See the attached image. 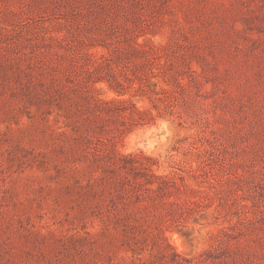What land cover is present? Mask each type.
<instances>
[{
	"label": "rangeland",
	"instance_id": "rangeland-1",
	"mask_svg": "<svg viewBox=\"0 0 264 264\" xmlns=\"http://www.w3.org/2000/svg\"><path fill=\"white\" fill-rule=\"evenodd\" d=\"M0 264H264V0H0Z\"/></svg>",
	"mask_w": 264,
	"mask_h": 264
}]
</instances>
